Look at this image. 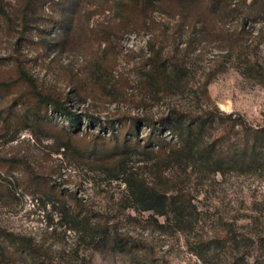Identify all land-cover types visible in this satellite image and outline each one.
I'll use <instances>...</instances> for the list:
<instances>
[{
    "label": "rangeland",
    "instance_id": "1",
    "mask_svg": "<svg viewBox=\"0 0 264 264\" xmlns=\"http://www.w3.org/2000/svg\"><path fill=\"white\" fill-rule=\"evenodd\" d=\"M74 1L41 0L38 18L24 27L21 11L28 0H0V81L15 78L14 67L21 64L42 90L103 121L161 115L170 106L200 112L208 105L200 96L207 81L219 110L264 125V86L246 72L249 63L264 68V25L258 17L248 20L249 1L218 0L222 13L205 21L206 33L196 16L157 8L149 28L117 38L107 34L115 23L116 0H78L72 12ZM70 22L73 33L64 37L61 25ZM37 26L48 31L51 45L65 39L59 52L41 50ZM150 43L185 65L179 90L155 92L143 83ZM48 117L53 129L67 125L55 113ZM86 123L83 118L81 130ZM56 133L0 119V158L25 157L53 185L38 192L26 188L20 167L2 176L0 229L14 238L0 264H264L263 244L253 242L264 239V173L189 177L186 188L197 221L185 232L171 225L160 229L162 217L123 207L119 181L94 164L55 153ZM74 206L80 210L75 223ZM24 238L40 250L34 260L14 250L13 241ZM210 239L214 249L200 258L199 244Z\"/></svg>",
    "mask_w": 264,
    "mask_h": 264
},
{
    "label": "trees",
    "instance_id": "2",
    "mask_svg": "<svg viewBox=\"0 0 264 264\" xmlns=\"http://www.w3.org/2000/svg\"><path fill=\"white\" fill-rule=\"evenodd\" d=\"M237 1L243 5L249 1L248 20L258 17L264 25V0ZM40 5L41 0H28L21 11L24 27L31 19L38 18ZM220 5L223 3L218 0H116L115 23L107 34L117 38L149 28L157 8L169 9L181 17L196 16V23L201 24L206 33L208 26L205 21L222 13ZM77 6L78 0L74 1L72 12ZM71 22L61 25L64 37L73 33ZM36 28L43 35L41 50L57 47L53 52H59L58 46L65 39L51 45L48 31ZM143 65L146 73L142 81L155 92L171 88L179 90L187 75L183 63L164 55L152 43ZM14 69L15 78L0 81V119L25 124L32 132L53 134L56 130L55 153L77 162L94 164L106 172L108 179L119 181L124 186L123 207L162 217L164 222L158 226L160 229L171 225L175 231L185 232L192 229L197 221L198 211L186 188L189 177L264 173V125H252L240 114L219 110L207 93V81L200 96L208 101V105L200 112L192 113L170 106L161 115L143 112L103 121L98 116L72 110L67 102L42 90L21 64L15 65ZM246 72L264 86V68L260 64L249 63ZM48 112L63 117L67 125L53 129ZM83 118L87 123L81 130ZM139 129L147 131L140 136ZM15 167L22 168L26 188H32L34 192L53 189V185L46 183L43 175L22 156L0 158V180ZM79 211L73 207L71 222L75 223ZM69 229L77 230L74 226ZM13 238V234L0 229V259L7 256L6 243L12 242ZM13 242L18 246L15 251L32 260L40 254V250L25 238ZM253 242L263 244L264 248V239L258 238ZM213 244L215 239L201 241L199 249L202 251L196 254L203 258L201 252L214 249ZM42 262L39 261L40 264Z\"/></svg>",
    "mask_w": 264,
    "mask_h": 264
}]
</instances>
